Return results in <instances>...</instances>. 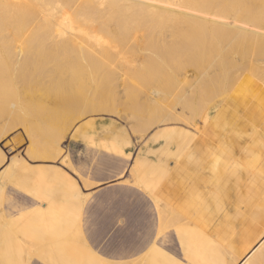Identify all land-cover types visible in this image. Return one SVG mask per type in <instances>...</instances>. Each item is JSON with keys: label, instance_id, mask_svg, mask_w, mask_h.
<instances>
[{"label": "rangeland", "instance_id": "374dc122", "mask_svg": "<svg viewBox=\"0 0 264 264\" xmlns=\"http://www.w3.org/2000/svg\"><path fill=\"white\" fill-rule=\"evenodd\" d=\"M111 29L112 25L108 26V30ZM176 39L177 35L172 30L155 31L146 39L145 47L122 52H99L84 58L79 56L81 60L77 58L75 66L84 62L82 66L85 68L88 63L95 62L97 67L93 73L90 69L89 73L87 68L84 70L87 72L83 73L84 71L79 68L82 70L79 75L76 72L81 79H74L71 87L64 88V90L74 88L72 91L75 90L74 93L80 97V99L77 97L79 103L77 99L74 103L64 102L62 109L61 105L55 106L59 108L57 114L59 116L52 117L43 111L38 114L40 119L25 110L29 97L27 98L23 88L26 84L30 87L38 81L41 82L44 74L54 68L55 65L46 62L40 53L33 56L26 54L32 47L45 49V44L39 40L23 41L18 36L12 37L8 42L0 41L4 55L0 60L2 66L0 101L3 102H0L1 109L8 103L9 106L12 105L10 108L17 112L24 108L19 112L22 116L27 113L26 120L30 121L17 123L9 116H1L0 131H4L5 134L1 132L0 147L6 158L18 155V158L22 157L23 161L33 165L20 170L15 175L16 179L10 182L5 180L7 185L2 195L0 194V212H3L0 216V226L5 221L9 223L23 221L17 217L23 210H30L32 207H38V210L48 208L47 201H37L31 196L33 178L41 179L38 173L41 170L62 169L78 182L83 193L90 194L80 211L81 229L90 247L106 257L122 259L130 264H152L148 256L150 246L145 247L143 251L138 250L140 243L152 233V237L160 235L155 243L162 249L176 255L185 264H192V261L184 256L175 230L178 224L187 222L185 219L191 214L195 217L193 216L194 219L188 226L198 229L201 234L198 248L207 245V238L208 245L213 249L205 263L232 264L234 259L238 260L239 257L243 258L246 255L244 250L259 239L258 232L264 231V185L259 182L256 175L249 174L243 177L241 169H227L229 164L241 166L248 158L239 150L236 143L225 139L227 136L232 139L240 136L242 141L249 143L255 151L256 146L263 145V125L252 128L249 131L250 136L245 135L241 128L258 119L256 113L264 114V105L250 95L226 93L216 101L223 98L234 101L223 104L225 99L218 102L207 111L204 119L197 117L196 128L193 127L191 124L193 116L186 104L195 98L197 89L205 87L207 90V85L211 82L223 80L220 77L222 67H211L209 64L203 70L186 69L187 65L179 61L182 54ZM131 41L129 45L133 46L134 42ZM6 49L12 50L9 56H5ZM238 61L242 63L241 59ZM79 69L77 70L80 71ZM155 93L159 94L157 99H153ZM4 97L8 99L7 102L4 99L6 104L2 99ZM42 97L46 103L49 102L46 96ZM29 99L31 100V97ZM186 100V104L183 103ZM86 102L91 104L86 105ZM29 104V107L34 105L30 102ZM15 105L19 107L15 108ZM64 105H67L66 108ZM86 107L89 109L86 110L87 113L81 110L87 109ZM173 108L176 115H183L184 120L191 119V122L189 120L186 124L171 120L169 123L157 125L159 120L174 118L170 112L171 109L173 112ZM74 109L78 110L77 114L78 112L85 114V117L75 120ZM71 113L75 115L73 118ZM88 113L90 115H87ZM71 118L74 120L71 121ZM56 120L58 125L63 124L66 129L64 133L62 127L63 132L56 136L58 141L60 139L62 154L56 156V153H52L51 157L56 158L55 161L39 158L40 153L37 151L31 155L35 147L32 148L34 144L23 129L25 125L33 127L35 131L31 129L32 132L38 134V139L40 137L44 140L55 130L52 128L54 126H50L53 131L47 132L48 124L52 122L58 126ZM65 121L68 124L65 125ZM151 122L157 124L153 127ZM175 129H182L183 132L190 130L200 137H215L220 141L215 143L209 152H201L188 147L186 139L183 140L184 143L174 138L150 140L153 133H167ZM143 131L144 137L142 135L140 137ZM119 139L129 141V144L123 145L121 155L106 148L116 144ZM146 142L149 143L148 146ZM43 143L39 142V145L42 146ZM140 155L143 157L142 167L151 174L161 171L168 174L176 169L182 173L174 180L180 182L183 188L172 192L167 190V194L161 196L159 209L164 212L161 221L158 203L136 183L132 173V167ZM35 156H38V159ZM258 158L263 171L262 153ZM39 168L41 170L38 171ZM45 183L48 185V194L54 195L55 201L58 203L67 201L68 194L64 185L57 181L46 180ZM89 184L93 186L87 187ZM23 197L33 203L24 200ZM173 215L178 216L174 218ZM1 217H5L6 220ZM20 239L24 240V243L21 241L23 254L20 256L12 252L13 259L10 263L20 264V257L32 260L28 264L38 261L36 254L32 253V257L29 256L31 251L28 250L26 237L12 236L15 242ZM0 249V264H8L9 253L4 252L5 248Z\"/></svg>", "mask_w": 264, "mask_h": 264}, {"label": "bare ground", "instance_id": "6f19581e", "mask_svg": "<svg viewBox=\"0 0 264 264\" xmlns=\"http://www.w3.org/2000/svg\"><path fill=\"white\" fill-rule=\"evenodd\" d=\"M111 25L112 29L109 31L108 26ZM167 29L172 30L177 35V46L182 54L179 57V61L187 65L186 69L203 70L209 64L211 67H222L220 76L223 78L222 81L211 82V84L207 85V90L205 87L197 89L195 98L192 99L193 101L191 100L188 104H186L187 100L183 102L188 105L191 111L190 113L193 116L191 118L193 122L189 119L192 125L196 127V118H203L207 109L226 93L250 95L264 105V0H0V41L8 42L12 37L14 38L16 36L27 42L39 40L45 44V49L32 47L26 51V54L33 56L36 53H40L46 59V62L55 65L48 72L49 74H44L41 82L34 83V86L32 85L33 87H29L26 84L23 88L27 98L31 97V100L28 98V104L25 105V110L34 117L43 111H46L52 117H56L59 114V108L55 106H62L64 102L74 103L76 101L78 95L74 93L75 90L72 91L74 88L66 90L64 88L66 86L71 87V82H74V79L80 78L78 75L82 70L84 71L87 68L89 73L97 70L95 62L88 63L83 68L84 66L82 65H84V62L79 61L80 64L77 63L78 65L75 66V61L78 62L77 58L81 60L80 58L82 56L84 58L99 52H122L129 51L133 48L145 47L147 46L146 39L155 31H165ZM130 41L134 42L133 46L129 45L131 44ZM11 53L12 50L6 49L5 56H9ZM3 56L2 46L0 45V60ZM238 59H241L242 63H239ZM1 74L2 66L0 64ZM43 95L46 96V100L49 101L48 103L42 97ZM158 95V93H155L153 99H157ZM78 98L80 99V97ZM2 99L3 101L4 99L5 101L8 100L5 97ZM29 102L34 105L29 107ZM8 104L6 106L4 105L2 109V105H0V117L5 115L7 117L9 116L17 123L19 121L30 122L28 119L26 120L27 113L22 116V113L19 112L24 109L23 107L18 112L15 110L17 114L13 110L14 108H10L12 105L10 104L9 106ZM80 104L77 105L80 106ZM88 104L86 102V105ZM49 105L55 108H51ZM64 106L66 108L67 105ZM17 107L19 106L15 108ZM62 108L64 107L62 106ZM86 108L81 110H85L84 112L86 110L89 111L88 107ZM171 110L170 112L174 118H164L161 121L159 120V122L157 121L158 124L157 122L156 124L169 123L171 120L176 122L182 121L186 124L188 121L189 123V120H184L183 115H176L174 108L173 112ZM67 111L64 110L65 113ZM73 111H75L76 116L71 113V117L75 116V120L85 115L79 112L78 115V110L76 111L74 109ZM87 115L90 114L88 113ZM72 118L70 119L71 121L74 120ZM61 121L63 122L64 120ZM55 122L57 123V120ZM73 123L75 124L74 121ZM51 124H48L49 129L47 128V132L52 130V128L55 130L54 132H52L53 130L50 131L52 132L49 134L50 136L45 137L44 135L45 138H43L45 141L40 137L39 139L41 141L38 139V134L36 135L32 132L31 129L33 127L30 128V125L27 126L26 124L25 128L22 127L34 144H31L33 146L32 148L35 147L31 151V155L37 151V153H40L39 158L45 161H55L56 158L51 157L52 153H56V156H58L63 152L60 139L58 141L56 136L60 132L64 131L65 133L66 129L63 127V124L58 125L57 123L58 126L54 125L55 123ZM66 124L68 123L65 121ZM152 124L153 127L156 125L154 123ZM50 126L54 127L51 128ZM150 128H152V125ZM1 132L4 131H0V135L2 134ZM143 132L140 133V137H144L145 132ZM39 142L44 143L40 146ZM17 156L6 158L5 153L0 147V168L2 167L0 171L1 195L7 185L5 180L10 182L16 173L30 165L28 164L29 162L26 163L25 160L23 161L21 159L22 157L18 158ZM36 158L38 159V156ZM229 167L230 165H227V169ZM2 213L0 212V216ZM1 218L5 219V217ZM0 230L5 233L3 236L0 235V239L4 240V252L6 254L7 252L9 253L7 254L9 259L8 264H11L10 262L13 259L12 252H16L22 256L21 249L24 240L20 239V241L16 242L12 240V236L14 235L11 233V229L6 221L0 226ZM78 232V234L76 233L72 236L71 240L73 243L80 241L79 243L84 249L79 250L78 253L75 252V255H73L74 258L77 260L84 258L93 261L98 260L96 254L87 248L83 233ZM26 243L28 244L29 252L31 251L29 253L30 257H32L31 255L33 253L36 256L47 258L53 263L65 257L64 252L53 250L52 247L46 245L37 247L29 242ZM26 243L25 246L27 245ZM249 249L250 245L244 250V253H247ZM25 250L27 251L26 248ZM255 254L256 256L253 254L254 256L251 258L259 257L256 260L258 264L259 262L261 263L263 260L261 257H264V255L258 256L257 252ZM239 258L238 260L242 257ZM248 259L251 261L250 257ZM20 260V264H28L32 261L24 260L21 257ZM238 260L234 259L232 264H237L235 262ZM247 261L244 264H249L250 261ZM254 262L251 264H254ZM106 264L109 263L106 262Z\"/></svg>", "mask_w": 264, "mask_h": 264}, {"label": "crops", "instance_id": "0c3cea01", "mask_svg": "<svg viewBox=\"0 0 264 264\" xmlns=\"http://www.w3.org/2000/svg\"><path fill=\"white\" fill-rule=\"evenodd\" d=\"M225 99L226 98H223L214 102L207 109V111L210 108H212V106ZM233 101H234L233 99H226V101L222 103L223 104L226 102L230 103ZM207 111L205 112V114L207 113ZM256 114L258 115V119L248 123L245 127L241 128V130L243 131V133H245V135L247 134L248 136H250L251 133L249 131L252 128L255 129L260 125L264 126V117H263L264 114L261 113H256ZM193 127L195 126L193 125ZM225 136H227V134ZM163 138L168 140L170 138H174V139H178L183 143H184L183 140L186 139V143L188 147H191L195 150H199L201 152H209V150L213 147V145L220 141L217 140L215 137H208V138L200 137L190 130L189 131L185 130V132H183L182 129L171 130L170 132L167 133H161V132L157 134L153 133L151 134L150 140L153 139V141H157ZM225 141L236 143L239 146V150L242 153H244L246 158H248L247 161L241 166L237 164H229L230 165L229 168L235 170L241 169L243 171L242 172L243 177H246L249 174L256 175L257 176L256 178L259 180V182L262 185H264V144L256 146V151H255L254 148L249 143L247 142L244 143L240 136H237L233 139L227 136ZM124 144H129V141L119 139L116 142V144H114L113 146H107L106 148L111 152L115 151L116 153L121 155L123 153L122 147ZM148 145L149 143L146 142V146ZM260 153H262L263 171L260 168L259 160H258L259 159L258 156L260 155ZM135 162L136 164H134L132 167V173L134 174L136 183L139 184L156 203H158L157 207H158V211H160L159 203L162 201L161 196H165L167 194V190L169 192H172L179 190L181 187L183 188V185L180 184V182L174 180L176 176L180 177V175H182L181 171L179 170L180 171L179 172L176 169V171H171L168 174L163 171L155 172V173L152 172L151 174L145 168L142 167L143 157H141V155L138 157V159H136ZM29 166H33V165H29ZM39 170H41V168H39L38 171ZM38 173L41 179L40 178L37 179V177L33 178L34 187L32 189L31 196L37 201L38 200L47 201V203L49 204L48 208H45V210H41V209L38 210V207L37 208L32 207V209L30 210L29 209L23 210L21 214L17 216L23 221L16 223L7 222V224L11 229V233L13 235H23L24 237H26L27 242L37 247L46 245L48 247H52L53 250H58L59 252L62 251L64 252L65 257L64 259H60L56 263H53L49 261L47 258H42L40 256H37L36 259L38 261H33L31 264H106V262H108L109 264L110 263L130 264L129 262H124L122 259L106 257L100 254L99 252L94 251L88 244L86 238H85V242L87 244V248L96 254L98 260L93 261L85 258L77 260L76 258H74L73 255H75V252L78 253L79 250L81 251V249H84V247L79 243L80 241L78 242L79 244L73 243L71 239L73 235L79 233L78 231H80V233H83L84 235V232H82L81 229L80 211L82 209L83 203L88 199L90 194L83 193V191H81L79 187L78 182L75 179L68 176V174L62 169L49 170V171L41 170ZM17 174L18 173H16L15 175ZM15 175L11 180L17 178ZM46 180L57 181L59 184H62L66 187L68 194L66 202L58 203L57 201H55L54 195L48 194L47 191L48 185H46L45 183ZM92 186H93L92 184L87 185V187H92ZM23 198L24 200H29L28 198L25 197ZM29 202L33 203L31 200H29ZM163 213H164L163 211H160V221L163 218ZM175 216L178 215H173L174 218H176ZM193 216L194 214L188 216L185 219L188 221L185 223L182 222L181 224H178V226L175 227V230L178 233L184 256L190 261H192V264H207L205 263V261L209 259L207 258V256H209L208 254L211 253L213 249L211 248L210 245H208L207 238H206L207 245L202 247L201 249L198 248V243L201 242L199 241L201 234H199L198 229H195L193 227L191 228L188 226L189 224H191L192 219H194L195 216L194 217ZM256 231H258V229H256ZM3 234L5 235V233L0 230V235L3 236ZM263 234L264 231L258 232L257 238L259 239H257L256 242H253V244L250 245V249L248 250L246 255L239 262H237V264H244V262L247 260H248L247 262H249L250 261L248 259L249 257L251 261L254 262L256 259L259 258V257L258 258L254 257L255 260L251 258L254 255L256 256L255 254L256 252L258 253L257 254L258 256L264 255L263 254L264 252H262L264 250ZM159 238H160L159 234H156L154 237H152V233H149L148 237L138 246V250L143 251L145 247L150 246V251L148 253V256L150 257L152 264L153 263L185 264V262L182 259H180L176 255L167 252L166 250L162 249L158 244H156L155 241ZM0 247L4 248L3 239H0ZM261 258L263 260L261 263L259 262V264H264V257ZM250 262L249 264L252 263ZM255 262L257 263V260ZM255 262L254 264H256Z\"/></svg>", "mask_w": 264, "mask_h": 264}]
</instances>
